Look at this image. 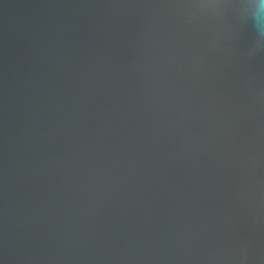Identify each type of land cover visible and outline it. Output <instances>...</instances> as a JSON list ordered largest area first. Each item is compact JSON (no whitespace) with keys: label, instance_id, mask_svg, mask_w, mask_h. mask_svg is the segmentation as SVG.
<instances>
[{"label":"water","instance_id":"water-1","mask_svg":"<svg viewBox=\"0 0 264 264\" xmlns=\"http://www.w3.org/2000/svg\"><path fill=\"white\" fill-rule=\"evenodd\" d=\"M249 2L0 0V264H264Z\"/></svg>","mask_w":264,"mask_h":264},{"label":"clouds","instance_id":"clouds-1","mask_svg":"<svg viewBox=\"0 0 264 264\" xmlns=\"http://www.w3.org/2000/svg\"><path fill=\"white\" fill-rule=\"evenodd\" d=\"M242 17H250L255 21H264V0H250L245 5L236 6ZM264 37V33H261Z\"/></svg>","mask_w":264,"mask_h":264},{"label":"snow or ice","instance_id":"snow-or-ice-1","mask_svg":"<svg viewBox=\"0 0 264 264\" xmlns=\"http://www.w3.org/2000/svg\"><path fill=\"white\" fill-rule=\"evenodd\" d=\"M205 6H210V7H226L228 5H226V4H218V3H210V4H207Z\"/></svg>","mask_w":264,"mask_h":264}]
</instances>
